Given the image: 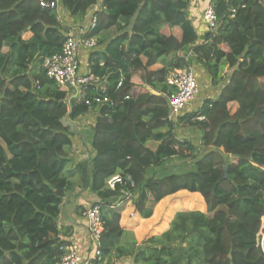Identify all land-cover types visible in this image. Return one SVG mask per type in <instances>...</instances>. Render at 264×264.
<instances>
[{"label":"trees","instance_id":"16d2710c","mask_svg":"<svg viewBox=\"0 0 264 264\" xmlns=\"http://www.w3.org/2000/svg\"><path fill=\"white\" fill-rule=\"evenodd\" d=\"M41 1L0 0V264L58 262L61 206L79 184L98 196L92 206L101 207L108 264L123 258L132 264H264V1L213 0L220 28L205 36L198 52L221 91L200 111L206 122H194L197 114L180 119L183 126L200 127L199 155L168 120L166 95L174 92L169 70H148V63L197 41L187 16L190 0H103L90 35L98 38L112 28L119 34L99 40L105 52L94 54L91 71L107 78L113 105L74 103L71 110L67 93L43 67L47 57L62 51L64 25ZM98 1L61 4L83 19ZM231 8L237 10L234 17ZM167 29L181 31V39L165 34ZM29 31L34 36L25 40ZM175 60L172 68L186 65ZM131 64L147 71L146 82L130 71ZM232 103L239 105L234 114ZM94 109L99 115L88 132L94 154L75 161L70 149L78 133L65 119L76 122ZM173 158L193 164L175 171L169 168ZM116 175L127 184L111 189L108 180ZM128 190L145 219L153 215L151 202L180 191L200 193L207 212H179L168 231L139 244L121 226ZM177 200L171 204L184 208Z\"/></svg>","mask_w":264,"mask_h":264},{"label":"built area","instance_id":"2783aa9c","mask_svg":"<svg viewBox=\"0 0 264 264\" xmlns=\"http://www.w3.org/2000/svg\"><path fill=\"white\" fill-rule=\"evenodd\" d=\"M100 1L99 4L97 3L87 12V24L79 30V34L70 32L65 35L62 51L47 57L43 64L48 77L67 93L65 104L69 110H71L74 103H85L90 108L113 105V101L107 93V78H101L93 74L91 64L82 61L80 55L81 46L86 50H94L99 45L98 38L90 34L96 29L99 11L103 9ZM258 1L263 2L264 0ZM41 6L55 10L59 22L64 24V19L67 17L66 11L68 10L61 4V0H42ZM236 11L234 8L230 9L231 17L235 16ZM202 21L205 27V35L211 34V36H214L218 33L220 18L215 11L213 0L204 1ZM196 59L195 64L190 62L184 69L175 71L168 79V85L175 88L173 93L166 95L169 108L168 120L174 123L176 128L183 126L180 119L190 114H197L193 118L194 122L207 121L206 116L200 113L204 104L201 105L200 109L187 113L188 107L200 95L202 89L203 76L196 65L197 62H200V58ZM124 80L123 77L120 78L118 89L123 86ZM218 89L220 90L221 87ZM65 121L67 124L71 122L68 119H65ZM91 155L92 153L85 151L80 160L89 159ZM126 184L127 181L120 175L113 176L108 180V186L111 189ZM126 195L127 200L131 201L132 195L129 190L126 191ZM100 209V205H95L86 209L83 213L89 236L88 245H81L78 240H65L60 245L59 249L62 256L56 264H107L102 249L104 225Z\"/></svg>","mask_w":264,"mask_h":264},{"label":"crops","instance_id":"0c3cea01","mask_svg":"<svg viewBox=\"0 0 264 264\" xmlns=\"http://www.w3.org/2000/svg\"><path fill=\"white\" fill-rule=\"evenodd\" d=\"M204 1L205 0H190L189 1V6L187 9V16L189 21L194 25L198 38L197 41L192 44L188 45L185 47L182 51L177 52V53H171L168 56H165L161 59H158L155 63H148V70L149 71H159L161 69H168V74H167V83L168 79L170 76L177 70H182L184 69L190 62L192 64H195L196 58L199 57V52L200 51V46L205 44V27L202 21V9L204 6ZM99 2V1H98ZM97 2V3H98ZM101 6L104 9V3L103 0L100 1ZM99 4V3H98ZM67 10V9H66ZM89 11V10H88ZM67 17L64 19V32L65 35H67L70 32H74L77 35L79 34V30L84 28L87 24V16L82 18H74L71 16V13L69 11H66ZM129 20H127L128 22ZM123 20H122V25H123ZM163 32V31H162ZM165 34H173L175 37L178 39H181L182 37V32L179 30H170L167 29ZM118 30L116 28H112L110 30H106L101 32V34L98 36V40L100 41H109L110 39L116 37L118 35ZM34 36V33L32 31H29L24 34V39L25 40H30ZM105 52V45L99 44L97 48L94 50H86L83 46L80 48V55L81 59L84 62H89L91 64V61L94 62V57H96L94 54L98 52ZM175 58H182L183 60L186 61V65L182 68H172L173 64L175 63ZM201 60V59H200ZM141 62L143 64L146 63V58L141 59ZM102 66L105 64L104 60H101ZM196 65L198 66V70L201 73L202 77V89L200 95L192 102V104L188 107L187 113H191V111H195L200 109L201 105L205 103L207 100H214L218 97L220 94L221 89L219 90L217 86L212 85L211 78L209 74L206 72L204 67L202 66L201 62H197ZM130 71L134 73L137 77H139L141 80L144 79L146 82V75L147 71L142 68L141 66H137L135 64L130 65ZM170 87V86H169ZM171 91L175 90L174 87H170ZM230 108L233 109L232 113H236V111L239 109V105L237 103H232L230 105ZM98 111L94 109V111H90L81 119V123L78 121L73 122L71 121V125L77 124L79 132H83L82 130H87L86 124H91V128L89 133L92 131V128H94L96 124V120L98 118ZM188 116H191L188 115ZM91 119V122L88 121ZM93 121V122H92ZM190 126V125H189ZM189 126H180L177 127L176 130V135L182 140L186 139L188 140V136L191 135L193 136V129H196V133L200 137V140L203 139L202 137V132L200 130V127H192L190 128ZM77 130V131H78ZM91 136V134L89 135ZM90 141L89 145V150L87 148H84L81 146V143H79V148H76L74 151V155H82L85 152V149L88 151H91V153L94 154V150L91 146V140L90 137L88 138ZM194 146L196 143L193 140H189ZM75 144V142H74ZM196 148V146H195ZM92 154V155H93ZM76 161H81L80 157L76 158ZM180 195H189L193 196L197 202H199L200 205L202 203H205L204 197L200 193H190L188 191H180L174 195L168 196L164 198L161 202H159L156 207L154 208L153 215L148 218H142V216L136 211L135 207L133 206L131 201H127L124 203L121 211V226L128 232H131L137 242L139 244H142L143 242L147 241L148 239L162 235L166 231L170 229V226L168 225V220L165 221V225L163 224L164 222L161 221V217L163 215H167L168 217H171L175 213V211L179 210V208H176L172 202H175L177 199H179ZM67 200H64L63 205L61 206V216L59 220L57 221L58 223V240L61 241L62 243L65 240L71 239V240H78L81 245L83 244L84 246H87L89 241H88V234L86 230V221L83 217V212L90 208L94 202H98V196L89 191V190H81L79 187L76 188L75 190L69 192L67 195ZM166 199L168 202H166ZM70 200V201H69ZM196 202V203H197ZM90 206V207H89ZM207 206V205H206ZM177 213L175 214V216ZM174 216V217H175ZM173 217V219H174ZM171 220V222L173 221ZM150 223V224H149ZM149 225V226H148ZM159 227V228H158ZM106 257V256H105ZM108 258L106 257V263L108 264ZM133 260L129 258H123L120 260H113L110 262V264H132Z\"/></svg>","mask_w":264,"mask_h":264},{"label":"rangeland","instance_id":"374dc122","mask_svg":"<svg viewBox=\"0 0 264 264\" xmlns=\"http://www.w3.org/2000/svg\"><path fill=\"white\" fill-rule=\"evenodd\" d=\"M8 50V48L5 49V52ZM228 72V70H227ZM231 110L233 111V109L231 108ZM81 119H83V116H81L77 121L79 123H81ZM88 121L91 122V119H89ZM93 122V121H92ZM72 126V125H71ZM87 130H82L83 132L81 133V131L79 132L78 131H74L75 133H78L76 134L74 137H73V140L75 142V144L71 147L70 151H71V158L73 160L76 161V158L77 157H80L82 158L81 155H74V151L76 148H79V147H84V148H87L89 150V145L88 143L90 144V141L88 139V132L90 131L91 128H88L91 126V124H86L85 125ZM190 128L192 127H198V126H189ZM184 128V126H183ZM194 131H193V136L189 135L188 136V139L190 140H193L195 143H196V149H197V155L199 154H203V151H204V147L202 146V142L200 140V137L198 136V134L196 133V129L195 128H192ZM79 143H81V146H79ZM87 149H85V151H88ZM91 153V151H88ZM174 160L172 162H169V168L172 169V170H175V171H179V170H184L185 168L187 167H190V165L193 164V161L191 159H188V163L186 160L184 159H181V158H173ZM185 161V163H184ZM185 164H188V165H185ZM75 168V165L74 164H71L70 168L71 170H73ZM73 176H76L73 175ZM79 175H77L78 177ZM74 182H79L78 178H74L73 179ZM82 188V185L79 184V186H77V188ZM181 197L179 198L180 200H177L176 204L178 202H181L184 206L183 207H180L179 210L175 211V213L173 215H171V217H168L167 219V215H163L161 217V221L164 222L163 224L165 225V221L168 220V225L171 226V220L173 219V217L175 216L176 213H179V212H184V211H201V212H207V206L205 205V203H202V205L199 204V202H197V200L193 197V196H189V195H186V196H182L180 195ZM65 200H67V197H65ZM70 201V200H69ZM197 202V203H196ZM133 204V203H132ZM157 204H153L151 202V206H153V208L156 207ZM134 206V205H133ZM90 207V206H89ZM176 207V206H175ZM177 208V207H176ZM86 211V210H85ZM175 218V217H174ZM174 220V219H173ZM150 224V223H149ZM149 226V225H148ZM159 228V227H158Z\"/></svg>","mask_w":264,"mask_h":264},{"label":"water","instance_id":"95a60500","mask_svg":"<svg viewBox=\"0 0 264 264\" xmlns=\"http://www.w3.org/2000/svg\"><path fill=\"white\" fill-rule=\"evenodd\" d=\"M155 94H157L155 91H153ZM72 126L74 127V131H76V124H72ZM225 177H227V168H225Z\"/></svg>","mask_w":264,"mask_h":264}]
</instances>
